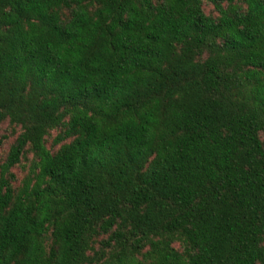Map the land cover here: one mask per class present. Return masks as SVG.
<instances>
[{
	"label": "trees",
	"instance_id": "16d2710c",
	"mask_svg": "<svg viewBox=\"0 0 264 264\" xmlns=\"http://www.w3.org/2000/svg\"><path fill=\"white\" fill-rule=\"evenodd\" d=\"M0 264H264V0H0Z\"/></svg>",
	"mask_w": 264,
	"mask_h": 264
},
{
	"label": "rangeland",
	"instance_id": "374dc122",
	"mask_svg": "<svg viewBox=\"0 0 264 264\" xmlns=\"http://www.w3.org/2000/svg\"><path fill=\"white\" fill-rule=\"evenodd\" d=\"M7 148V146H5V149Z\"/></svg>",
	"mask_w": 264,
	"mask_h": 264
},
{
	"label": "clouds",
	"instance_id": "9594fccd",
	"mask_svg": "<svg viewBox=\"0 0 264 264\" xmlns=\"http://www.w3.org/2000/svg\"><path fill=\"white\" fill-rule=\"evenodd\" d=\"M189 7H191V5H189Z\"/></svg>",
	"mask_w": 264,
	"mask_h": 264
}]
</instances>
